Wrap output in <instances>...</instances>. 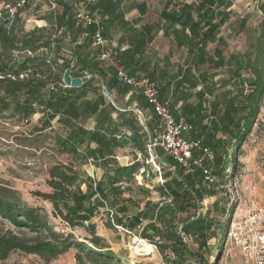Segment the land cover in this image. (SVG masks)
Here are the masks:
<instances>
[{
  "label": "trees",
  "instance_id": "trees-1",
  "mask_svg": "<svg viewBox=\"0 0 264 264\" xmlns=\"http://www.w3.org/2000/svg\"><path fill=\"white\" fill-rule=\"evenodd\" d=\"M18 1L0 0V3L4 6ZM79 1L56 0L60 13L55 23L56 30L63 28L55 42L56 53L59 55L62 49L60 42L68 39L72 45L73 63L58 56L62 59L61 67L64 72L73 66L71 74L83 80L78 87L65 86L62 74L55 69L57 62L47 60L44 53L38 52L39 49L52 51V40L43 34L42 28L24 31L23 25H19V12L13 22L7 24V12L1 10L0 112H11L25 121L40 115L36 131L52 130L54 121L58 125L53 138L57 151L85 163L90 158L91 163H99L104 168L101 178L94 180L71 163L55 162L47 170L45 183L49 191L33 193L50 203L53 217L69 228H82L88 236L78 238L72 232L55 230L43 207L27 204L20 192L0 184V218L19 230L15 232L0 226V261L19 251L35 254L42 260L40 264H48L73 249L78 264H123L120 255L97 234L96 223L92 221L103 208L108 213L105 227L120 226L152 244L163 264H214V261L208 262L203 253L214 255L217 252V242L228 220L209 212L194 213L180 222L177 216L199 206L205 196H215L219 187L226 185L228 171L235 170L236 162L231 155L246 140L258 122L260 110L264 109V0L258 4L261 17L249 48L232 54L229 59L223 57L219 46L210 52L208 44L225 43L221 27L230 19L233 0L176 4L167 0L157 21L150 23L143 22L141 17L125 20L126 0H96L90 6V11L100 17L105 39L111 32L121 31L118 47L122 43L127 47L117 49V57L128 75L148 77L158 86L161 98L170 93L174 116L183 117L193 126L188 137L201 139L202 145L212 152V158L203 162L208 174L200 167L192 173L185 172L165 155L161 161L167 168L162 176L164 182L153 189L169 200L146 199L142 207L132 196V186L134 177L144 174L141 168L147 167L149 135L136 113L116 108L104 95V88L119 104L129 107L135 103L136 108L149 110L150 116L145 117L144 125L152 136L158 120L145 97L119 80L112 66L98 59L100 50L92 46L95 27L75 24ZM133 6L142 16L148 9L144 1L135 2ZM158 31L176 48H184L186 52L184 64L177 65L171 74L167 56H164V66L154 62L151 67L147 62V48ZM24 52L28 54L23 55ZM225 65L227 77L219 86L229 87L215 93L218 82L213 81L208 68ZM86 74L90 77L86 78ZM124 97H127L125 101ZM91 118L95 125L89 129L86 122ZM128 144L143 161H139L134 152V160L128 165H121L114 158V151ZM171 166H174L172 171ZM125 192L129 195L124 196ZM137 192L148 194L150 190L138 184ZM217 206L214 202L213 207ZM219 211L223 218L226 210ZM210 239L216 241L213 249L207 244Z\"/></svg>",
  "mask_w": 264,
  "mask_h": 264
},
{
  "label": "rangeland",
  "instance_id": "rangeland-1",
  "mask_svg": "<svg viewBox=\"0 0 264 264\" xmlns=\"http://www.w3.org/2000/svg\"><path fill=\"white\" fill-rule=\"evenodd\" d=\"M144 1L147 4V11L142 16L143 22H155L158 19L159 12L163 8L167 0H126L123 7L132 6L135 2ZM192 2L198 0H172L173 4L178 2ZM262 0H233L231 7L232 13L227 23L221 27V35L224 37L225 43L217 44L209 43L208 50L210 52L216 46L223 49V57L229 59L232 54L245 52L255 35L256 25L261 17L258 9V4ZM0 3V10L2 8ZM59 9V8H58ZM48 9V0H28L19 12V25H23L24 31L30 30L33 22L29 19H41L45 25L42 28L43 34L50 38L52 46L51 52L47 49H39V53H44L47 60L56 61L55 69L58 73L63 75L61 67L62 59L70 60L72 62V45L66 39L60 42L62 49L56 53L55 42L59 35L55 34L56 30L53 26L54 13L58 14L59 10ZM128 11V10H127ZM126 11V12H127ZM37 21V22H38ZM31 22V23H30ZM49 24V25H47ZM149 54L151 61L158 62L159 65L164 66V56H167L170 62V72H175L177 65H183L185 59V49H173L172 43L164 37H158L154 40L153 45H149ZM16 53H14L15 55ZM28 53L24 52L23 55ZM58 56H61L58 58ZM73 63V62H72ZM171 64L173 66H171ZM213 66V65H210ZM203 69L205 66L202 67ZM67 69V68H66ZM65 69V70H66ZM209 72L213 74V81L218 82L215 93L226 90L229 86L222 87L221 80L227 77V65L208 68ZM64 70V71H65ZM245 75V74H244ZM70 76L75 78L70 73ZM124 101V100H123ZM40 115H33L28 121L20 120L11 112H0V184L7 185L20 192L22 199L29 205L41 206L45 209L48 221L55 230L62 232H72L76 237L83 238L88 236L82 228H69L59 218L53 217L51 214V205L48 201L42 200L35 196V191H49L45 180L47 178L48 168L55 162L71 163L78 167L82 172L86 173L91 170V164L78 160L67 154L60 153L56 150L54 144V135L58 125L53 124L55 128L52 130L36 131L37 120ZM130 152V151H129ZM158 159L154 157L145 161L146 168H141L144 174L136 175L134 177L133 198L139 202V207L143 206L146 199L153 202H162L169 200V198H162L153 188L164 182L163 174L167 172V168L162 160L166 158L158 148H156ZM120 164L125 165L132 161V157L128 154V150L120 153ZM235 160V170L228 171V181L226 185L219 187L218 193L215 196H205L196 208H190L188 212L181 213L177 216L180 222L185 217L194 213L205 212L211 213L213 216H219L221 220H231L236 212L244 211L251 202L264 205V109L260 110L258 115V122L254 124L251 133L246 137V140L231 155ZM139 161H143L140 154L137 155ZM172 171V170H171ZM91 172V171H90ZM217 181V179H216ZM141 184L148 188V194L137 192V185ZM125 186V184H123ZM84 186L82 189L84 190ZM129 192H125L124 196H128ZM217 202V208L213 207V203ZM224 208L226 214L220 217V209ZM108 219V213L103 209H99V213L92 219L96 223V232L102 236L110 248L118 255H120L123 264H163L162 259L157 252V249L150 244V250H146L141 243V238L134 233H129L123 230L120 226L116 228L105 227V222ZM0 226L4 229H11L15 232L19 230L14 228L9 222L0 218ZM139 239V240H138ZM145 241V240H144ZM146 242V241H145ZM148 243V242H146ZM207 244L210 249L216 245L215 239L208 240ZM217 252L215 254H207L204 256L208 262L214 261V264H244L241 255L233 244H229L223 249L222 244L217 242ZM75 250L60 255L57 259L48 264H78L75 259ZM42 260L35 254H24L16 251L12 252L8 258L0 261V264H40ZM85 264H92L85 262ZM104 264H117L104 263Z\"/></svg>",
  "mask_w": 264,
  "mask_h": 264
},
{
  "label": "built area",
  "instance_id": "built-area-1",
  "mask_svg": "<svg viewBox=\"0 0 264 264\" xmlns=\"http://www.w3.org/2000/svg\"><path fill=\"white\" fill-rule=\"evenodd\" d=\"M95 1H79L75 9V24L95 27L92 44L100 50L98 59L112 66L119 80L137 89L157 117V126L153 129V136L149 138L146 145L149 156L151 159L156 157V148H159L185 172L192 173L196 167H200L204 174H208V170L203 167V162L212 158L211 150L202 145L201 139L188 137L193 126L183 117L174 116L170 98L160 97L155 82L146 76L128 75L124 66L118 61V50L107 46L99 15L90 11V6ZM26 3L28 0H19L15 4L2 6L1 10L4 9L7 12V24L13 22L15 15ZM56 7V0H48V9L53 10ZM1 10L0 18H2ZM62 32L63 28L56 30L55 34L60 35ZM85 77L89 78L90 75L86 74ZM134 111L143 123L145 120L143 111L138 108ZM194 152L198 154L194 155ZM170 170H174V166H171ZM219 243L222 244L223 249L233 244L244 264H264V205L251 202L244 211L236 212L228 222Z\"/></svg>",
  "mask_w": 264,
  "mask_h": 264
},
{
  "label": "crops",
  "instance_id": "crops-1",
  "mask_svg": "<svg viewBox=\"0 0 264 264\" xmlns=\"http://www.w3.org/2000/svg\"><path fill=\"white\" fill-rule=\"evenodd\" d=\"M28 4V3H27ZM58 10H59V12H58V14H56V13H54V23H53V26L55 27V30H56V18L58 17V15H59V13H60V7L57 5V7H56ZM55 8V9H56ZM55 9H53V10H55ZM123 9H124V18H125V20H128V21H132V20H134V19H136V18H139V17H141L142 18V15H140V13L138 12V10H137V8H135L134 6H133V4H132V6H126V8H124L123 7ZM50 10V9H49ZM128 10V11H127ZM127 11V12H126ZM29 21H32L33 22V26L30 28V30H28V31H31V30H33L34 28H43V26L45 25L43 22H40V21H42L41 19L38 21L36 18H34V19H29ZM38 21V22H37ZM31 23V22H30ZM140 24V23H139ZM139 24L137 25V26H139ZM47 25H49V24H47ZM27 31V32H28ZM120 35H121V31H117V32H111L110 34H109V37L106 39V41H107V46L108 47H110V48H114V49H120V50H124L126 47H127V45L126 44H124V43H122L119 47H118V45H119V43H118V39H119V37H120ZM158 37H164L163 36V33H162V31H158L157 32V34L155 35V37H154V39L151 41V43L149 44V45H153V42H154V40L155 39H157ZM165 38V37H164ZM167 39V38H166ZM82 39L80 38V40H79V42L81 41ZM92 46H94L93 44H92ZM172 47H173V49H175V46H174V44L172 43ZM147 53H148V59H147V62H149L150 63V66L152 67L153 66V62L151 61V56H150V52H149V46H148V48H147ZM171 66H173L172 64H171ZM169 69H171V67L169 68ZM169 73L171 74V72H170V70H169ZM173 73V72H172ZM140 76V75H139ZM83 81V80H82ZM113 96V95H112ZM170 96V93H166L163 97L165 98H168ZM127 99V97H124L122 100H126ZM180 104V103H179ZM178 104V105H179ZM130 108H132L131 110H135V109H137L136 108V106H135V103H133L131 106H129ZM135 112V111H134ZM143 114H144V116L146 117V118H149V116H150V112H149V110H143ZM137 115V114H136ZM112 116H113V118H115L116 117V114L115 113H113L112 114ZM137 118H138V116H137ZM138 120H139V118H138ZM140 121V120H139ZM141 124H142V126L144 127V130L148 133V139L152 136L149 132H148V129L146 128V126L144 125V122L142 123V122H140ZM94 125H95V122H94V120L91 118V119H89L87 122H86V127L87 128H89V129H91V128H93L94 127ZM124 131H126V129L124 128L123 129ZM153 133V132H152ZM190 134V133H189ZM189 134H188V136H189ZM91 146L92 147H94L95 146V144L94 143H92L91 144ZM159 149V148H158ZM126 150H128V154L130 155V156H133L134 157V153L136 154V157H137V155H139V153L138 152H136L132 147H131V145L130 144H128V145H126V146H124V147H122V148H117L115 151H114V158L117 160V159H119V156L118 155H120V153H122V152H124V151H126ZM160 150V149H159ZM130 151V152H129ZM161 151V150H160ZM134 152V153H133ZM162 152V151H161ZM163 153V152H162ZM164 154V153H163ZM132 157V161L130 162V163H132L133 162V160H134V158ZM156 158L158 159V156H157V154H156ZM91 159L90 158H88V161L86 162V163H90L91 165V172L90 171H88L87 170V174L89 175V176H91L94 180H99L100 178H101V176H102V174H103V172H104V168L101 166V164H99V163H97V164H95V163H91V161H90ZM76 161V160H75ZM77 162V161H76ZM119 162V161H118ZM130 163H128V164H130ZM128 164H125V165H128ZM122 165V164H121Z\"/></svg>",
  "mask_w": 264,
  "mask_h": 264
},
{
  "label": "water",
  "instance_id": "water-1",
  "mask_svg": "<svg viewBox=\"0 0 264 264\" xmlns=\"http://www.w3.org/2000/svg\"><path fill=\"white\" fill-rule=\"evenodd\" d=\"M73 69V66L67 68L63 75H62V82L64 83L65 86H69V87H78L82 84V78L81 77H71L70 73L71 70ZM104 95L106 96V98L118 109L125 111V110H131L132 108L119 104L117 103L112 94L110 93V91L105 87L104 88ZM155 154V153H154Z\"/></svg>",
  "mask_w": 264,
  "mask_h": 264
},
{
  "label": "bare ground",
  "instance_id": "bare-ground-1",
  "mask_svg": "<svg viewBox=\"0 0 264 264\" xmlns=\"http://www.w3.org/2000/svg\"><path fill=\"white\" fill-rule=\"evenodd\" d=\"M139 240V239H138ZM141 243L144 245V248L146 249V250H150V244L149 243H146L143 239H141ZM151 251V250H150Z\"/></svg>",
  "mask_w": 264,
  "mask_h": 264
}]
</instances>
